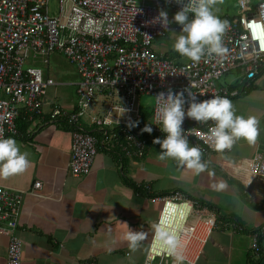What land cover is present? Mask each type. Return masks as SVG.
Segmentation results:
<instances>
[{
  "label": "built area",
  "instance_id": "2783aa9c",
  "mask_svg": "<svg viewBox=\"0 0 264 264\" xmlns=\"http://www.w3.org/2000/svg\"><path fill=\"white\" fill-rule=\"evenodd\" d=\"M53 0H0V136L19 134L16 119L23 109L29 120L38 124L62 120L70 130V161L72 175L89 173L98 148L118 152L126 157H143L151 137L166 135L161 130L157 102L159 92L183 91L197 93L198 99L212 95H233L237 90L216 84L224 73L238 69L249 83L264 71V0L252 6L249 0H239L238 14L229 22L222 35L226 46L223 57L205 56L198 62H176L162 57L152 42L166 29L153 22L163 5L179 10L187 0H55L56 13H51ZM139 9V11H137ZM137 11V12H136ZM60 52L73 64L81 76L77 82L76 107L66 109L50 102L49 111L42 106L47 90L56 81L32 63L40 57L45 64L50 53ZM117 93V99H115ZM153 97L151 110L152 132L142 131L143 113L139 96ZM109 99L106 112L88 120L94 130L81 123L98 96ZM187 104L185 105V108ZM115 111V113H114ZM131 121H137L130 127ZM212 121H195L185 117L183 128L191 145L201 149L202 155L219 151L208 135ZM34 125V124H33ZM250 181L264 178V149L248 159ZM40 181L33 183L39 188ZM148 194L152 189L145 185ZM25 190L0 184V234L7 236L6 264H21L22 240L17 235L20 209ZM152 202L161 203V213L149 243L143 264H172L174 257L161 239L154 242L160 224L171 228L174 224L162 223L170 205L186 204L183 225L191 223L183 244L185 262L192 263L199 245L207 240L215 227L214 211L187 198L180 190L154 194ZM170 222V221H169ZM177 229V234L184 233ZM264 238V224L251 233V248L261 251L259 240ZM198 247L191 253L190 247ZM200 245V248H201Z\"/></svg>",
  "mask_w": 264,
  "mask_h": 264
},
{
  "label": "crops",
  "instance_id": "0c3cea01",
  "mask_svg": "<svg viewBox=\"0 0 264 264\" xmlns=\"http://www.w3.org/2000/svg\"><path fill=\"white\" fill-rule=\"evenodd\" d=\"M154 46L158 51L166 49ZM244 76L233 69L221 76L218 85L238 91L228 97L238 114L259 118V135L254 143L238 139L229 153L202 155L207 168L199 174L175 159L166 163L159 159L154 168L163 172L154 173L141 159H119L117 153L99 148L90 172L73 176L68 169L70 125L62 120L36 124L38 119L25 116L20 122L24 130L13 137L31 163L23 172L0 176L1 185L25 190L16 231L22 240L21 264H142L161 205L148 198L175 189L217 214L215 227L200 243L194 261L183 264H264V238L259 240L261 251L257 255L251 248L252 231L264 224V178L250 181L247 169L248 159L264 149V71L247 84ZM80 80L81 76L73 83L75 94ZM52 101L47 94L44 113ZM71 103L69 100L61 106L68 110L75 102ZM83 125L94 129L93 125ZM167 167L172 168L165 171ZM34 181L41 182L39 188L33 189ZM220 182L223 187H213ZM143 184L151 186L148 194ZM180 205L183 208L167 207L162 223L166 219L174 225L168 228L160 224L154 242L161 240L160 230L178 236L177 229H184L187 207ZM128 226L146 232L135 249L124 239ZM6 246L7 236L0 234V264H6Z\"/></svg>",
  "mask_w": 264,
  "mask_h": 264
},
{
  "label": "clouds",
  "instance_id": "9594fccd",
  "mask_svg": "<svg viewBox=\"0 0 264 264\" xmlns=\"http://www.w3.org/2000/svg\"><path fill=\"white\" fill-rule=\"evenodd\" d=\"M215 2L216 0H187V2L179 8V10L173 9L172 7L168 6L173 10H176L171 20L169 19L170 16L167 10L162 6L164 10L162 9L159 11L158 15L153 18V22H159L162 27L168 29L170 23L172 21H175L180 27L178 32L169 29L175 35L173 48L179 54L187 56L192 61L198 62L202 59V57H205L206 55L209 57L213 55L223 57L226 53V46L223 43L222 35L227 30L229 22L227 19H223L216 14V11H214L213 8ZM252 6L254 7L253 4ZM137 11H139V9H137ZM237 14L238 13H236V15ZM165 33L166 32H164V34ZM220 78L217 79L216 83H218V80ZM253 81L254 79H252L250 82ZM56 83V85H59V82L56 81ZM228 88L231 90H236L235 88ZM187 91L188 97H190V99H186L183 91L173 92L172 90H169L167 93L159 92L154 96L157 102V110L159 113V123L161 126V130L166 133V135H164L163 137L157 136L154 138V143L160 146L161 151L159 152V155L162 159L164 157L174 158L181 165H186L189 169H192L195 174H199L207 168L206 162L202 160L201 149L196 145H190L188 137L184 134L185 129L183 128V122L186 116L194 119L195 121L213 122L209 128L208 135L211 138L215 149L219 151L230 149L232 145L241 138L247 140L249 143H254L256 141L260 131L259 118L251 114L243 115L237 113L233 101L228 97L234 96L237 93L233 95L216 94L205 99H198L197 93H192L189 89ZM99 96L96 102L90 105L89 109L92 110V114L89 119L95 117L96 115H103L99 110H94V107L97 103H102V100L99 99ZM117 96L118 95L116 93L115 99H117ZM77 100L78 94L76 95V101L73 107H76ZM104 101L108 103L109 99L105 98ZM186 104L187 107L185 108ZM88 120L81 121L82 125L88 124ZM136 123L138 122L131 121L129 123V126H135ZM144 124L145 120L143 118L140 125L142 126ZM88 125L92 126L94 124L92 123ZM151 125V123H146L142 131H147L149 133L152 132L153 128ZM86 128L90 130L88 127ZM119 156V159L128 158L123 155ZM144 156L142 158H144ZM30 163L31 161L28 158V153L21 150L20 145L16 141L15 137L0 136V176L7 177L12 174L23 172L27 169ZM145 185L146 184H143V187H145ZM223 186V182L213 184L214 188H220ZM186 196L188 199H190L188 195ZM190 200L196 201L193 199ZM197 202L200 203L199 201ZM211 210L214 211L213 209ZM215 216L217 221L216 213ZM145 236L146 232L144 230H134L129 226L127 232L124 233V239L128 242L129 247L133 249H135L139 245V243L144 239ZM159 236L166 243L170 254L174 257L172 264H183V262H185V256L182 251L183 244L180 238L176 234L169 233L165 230H160Z\"/></svg>",
  "mask_w": 264,
  "mask_h": 264
},
{
  "label": "rangeland",
  "instance_id": "374dc122",
  "mask_svg": "<svg viewBox=\"0 0 264 264\" xmlns=\"http://www.w3.org/2000/svg\"><path fill=\"white\" fill-rule=\"evenodd\" d=\"M253 5L257 3L258 0H250ZM237 3L238 0H216L215 4L213 5L214 11H216V14L219 15L221 18H225V16H233L238 13L237 11ZM163 7L167 10L170 20L172 19V16L176 12V10H173L172 8L168 7L167 5H163ZM57 8L56 1L53 0L50 3V10L51 13H56L55 10ZM179 25L172 21L169 25V28L167 29V32L157 39L153 40L152 47L155 48L154 44L156 46L164 45L166 49H163L161 47V50L159 51H169V55L174 58L175 61L179 62H187L189 58L187 56H175L174 53H178L173 48V41L175 39V35L171 30L179 31ZM171 29V30H169ZM157 53L158 50L155 49ZM32 63H37L35 66L41 67L45 74H48L51 76L55 81L59 82V85L56 86H50L47 90V94L50 98H52L56 103L59 105H63L67 101L71 100L73 103L76 101V95L75 94V81H78L80 79V75L78 74L77 70L73 66L72 63H70L65 56L60 52L50 53L48 57V62L45 64L41 61L40 57L35 58V61ZM47 68V69H46ZM48 70V72H46ZM231 74H228L227 77H230ZM223 79H226L225 77H222ZM227 80V79H226ZM218 85V83H216ZM0 96H2V93L0 91ZM106 98L105 95H100L99 99L102 100V103H97L94 107V110H99L100 113L104 114L107 110V102L104 101ZM139 101L141 104V112L143 113V117L146 123H150L152 119L151 110L153 107V97L150 94L142 93L139 96ZM71 103L70 105H72ZM89 115H87V118H82L81 121H85L86 119H89V117L92 114V110L88 109ZM115 113V111H114ZM65 122V121H63ZM144 124V125H145ZM143 125V127H144ZM148 150L144 156L142 157H128V159H141V161L145 162V167L151 172L154 173H162L163 170L161 168H154L156 167V162L158 163V160L160 159L162 162L166 163L169 162V160H174V158L171 157H164L163 159L160 157L159 152L161 151L160 146L156 143H154L153 139L150 137L148 141ZM252 157V156H251ZM153 163V165H152ZM169 165V164H168ZM172 167H167L165 171H169ZM159 194V193H158ZM161 194V193H160ZM160 205V203H158ZM189 225V224H188ZM188 225H185L188 227ZM198 245L196 243H193L190 247L191 253H194V251L197 249Z\"/></svg>",
  "mask_w": 264,
  "mask_h": 264
},
{
  "label": "trees",
  "instance_id": "16d2710c",
  "mask_svg": "<svg viewBox=\"0 0 264 264\" xmlns=\"http://www.w3.org/2000/svg\"><path fill=\"white\" fill-rule=\"evenodd\" d=\"M234 16V15H233ZM233 16H225V18L224 19H227L228 21H231L233 18ZM165 32H167V29H166V31ZM168 53V52H167ZM161 55H162V57H169V55L168 54H166V52L164 51V52H162L161 53ZM23 111L21 110L20 111V113H19V115H18V117H17V119H16V126H17V129H18V131H19V134H20V132L22 133V131L24 130V127L20 124V122H22V120H23V118L26 116L25 115V113L23 112ZM23 123V122H22ZM24 125V124H23ZM17 137H18V135H16ZM19 137H21V136H19Z\"/></svg>",
  "mask_w": 264,
  "mask_h": 264
},
{
  "label": "bare ground",
  "instance_id": "6f19581e",
  "mask_svg": "<svg viewBox=\"0 0 264 264\" xmlns=\"http://www.w3.org/2000/svg\"><path fill=\"white\" fill-rule=\"evenodd\" d=\"M183 205L187 207L186 204H183ZM179 206H181V207L183 208L182 205H179ZM191 226H192L191 223L188 225V227H186L185 225H183V228H184V229H182V230H184V231H183L184 233H182V235H181V233H179L178 237L186 238V237L189 235V233H190ZM158 239H159V238H157L156 241H158ZM159 240H160V239H159ZM156 241H155V242H156ZM256 255H257V254H256Z\"/></svg>",
  "mask_w": 264,
  "mask_h": 264
}]
</instances>
